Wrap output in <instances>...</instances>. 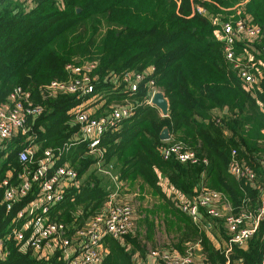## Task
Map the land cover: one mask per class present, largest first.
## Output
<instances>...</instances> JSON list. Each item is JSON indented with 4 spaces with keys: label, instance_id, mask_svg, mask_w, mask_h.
Instances as JSON below:
<instances>
[{
    "label": "trees",
    "instance_id": "16d2710c",
    "mask_svg": "<svg viewBox=\"0 0 264 264\" xmlns=\"http://www.w3.org/2000/svg\"><path fill=\"white\" fill-rule=\"evenodd\" d=\"M196 5L205 12L192 10ZM237 17L261 27L257 35L239 36L234 43L240 61L253 63L250 71L256 81L252 87L243 84L222 52L219 24ZM262 25L264 0H0V105L11 87L19 84L32 102L43 107L40 113L27 116L24 133L0 140V155H5L0 177L7 163L14 170L19 167L16 151L25 143L36 144L35 154L51 148L55 163L74 167L79 180L76 186L63 189L49 216L79 228L104 210L113 183L101 169L110 165L116 180L130 184L138 177L166 202L167 212L184 221L187 230L173 238V249L183 240L194 239L200 244V264H226L227 259L229 264H261L264 219L244 246L231 245L225 255L176 204L178 196L188 200L200 185L221 191L234 210H253L260 202L264 192ZM83 61L95 62L92 90L46 89L50 80L69 76L66 63ZM124 69L142 75L134 90L113 78ZM149 86L166 97L165 115L144 101ZM126 100L131 103L130 113L100 134L92 154L73 120L76 108L92 107L91 113L98 115ZM162 127L169 134L165 140L158 136ZM173 141L206 162H181L173 155L163 158L162 147ZM232 149L239 163L253 170L254 180L229 172ZM12 213L13 208L7 211L0 204V236ZM211 220V225L218 222V229H223L219 218ZM152 226L147 220L146 239L151 238ZM101 240L100 264H137L138 257L148 255L132 230L120 237L104 234ZM16 245L11 238L5 241L0 264H64L58 251L38 257L30 247Z\"/></svg>",
    "mask_w": 264,
    "mask_h": 264
},
{
    "label": "built area",
    "instance_id": "2783aa9c",
    "mask_svg": "<svg viewBox=\"0 0 264 264\" xmlns=\"http://www.w3.org/2000/svg\"><path fill=\"white\" fill-rule=\"evenodd\" d=\"M192 10L198 13L205 12L199 5L194 6ZM259 31L260 26L249 24L241 17L227 19L219 24L223 56L232 61L243 84L251 87L256 81L254 73L250 71L253 63L240 61L235 54L234 43L239 36L252 37ZM94 66V61L66 63L65 68L69 76L65 79L50 80L46 89L49 92H89L93 87L91 70ZM141 76L140 72L124 69L115 73L113 78L125 82L129 90H134ZM148 84H151V81H148ZM155 90L158 89L149 86L144 97L146 103L151 104L150 98ZM42 108L41 104L31 101L27 89L19 84L12 86L6 100L0 105V140L9 139L16 133H24L27 116L40 113ZM91 111L88 107L79 105L73 120L78 124L79 137L86 140L90 151H95L100 134L116 120L127 116L131 111V103L126 100L113 106L108 112L98 115H93ZM35 151V143H25L16 151L19 167L14 170L7 163L0 177V204L7 211L13 208L7 230L0 236V254L5 252V241L11 238L19 249L30 247L38 257L58 251L63 257L64 264H100L104 251L102 236L109 234L120 237L131 229V204L126 200H120L116 186L104 201V210L88 218L79 228L50 218V206L61 200L65 187L76 186L79 179L76 177L74 167L67 163H55L51 148L44 147L38 154H35ZM161 155L163 158L173 155L181 162L198 163L199 160L206 162L203 157L199 159L194 150L182 147L179 141L166 143L161 149ZM4 158L5 155L1 154L0 162ZM109 167L110 165L103 167L101 171L107 173L114 182L118 181ZM227 168L236 178L246 177L254 180L256 177L249 166L239 163L233 149L230 151ZM225 198L221 191L200 185L190 199L179 202L178 206L189 214L195 223L201 222L206 226H212L208 218H219L225 229L224 247L221 249L226 255L231 245L240 246L246 242L255 231L258 222L264 219V192L253 210H234L231 201ZM148 254L155 258L154 264L201 263L195 259L190 247L181 251L172 247L156 246L149 248ZM225 263L229 264L228 259Z\"/></svg>",
    "mask_w": 264,
    "mask_h": 264
},
{
    "label": "rangeland",
    "instance_id": "374dc122",
    "mask_svg": "<svg viewBox=\"0 0 264 264\" xmlns=\"http://www.w3.org/2000/svg\"><path fill=\"white\" fill-rule=\"evenodd\" d=\"M240 58L242 59V56H240ZM244 59H246V57H244ZM92 109L93 108L90 110ZM108 111L109 107L106 111H102V113ZM1 147L5 149V146ZM92 154H95V152ZM111 173L113 174V171H111ZM139 180L141 179L136 177L132 183H125L128 189L122 190L124 192V199L132 206V227L130 230L135 231L137 236L141 239V242L146 246L147 250L154 245H157V247L169 248L171 243L176 241L173 238L177 239L182 231L187 230L184 221L177 219L172 212H167L169 206L166 202L156 194H153V192H151V190ZM119 186L121 185L119 184ZM166 192L169 193L170 189H166ZM180 196H178L179 202L184 200L183 197ZM179 202L176 206L179 205ZM147 220L152 221L153 226L150 231L151 238L146 239ZM175 220L176 223H174ZM208 221L209 223L212 222L210 218H208ZM216 224H218V222ZM216 224L206 226V224H201V222L196 223V225L210 237L215 246L222 248L224 247V242H222V240L225 238V230L224 227L222 230H219ZM220 225L222 224L220 223ZM188 247L192 248L195 259L199 261L202 256L200 252V244L194 239L181 241L179 248L176 249L182 251Z\"/></svg>",
    "mask_w": 264,
    "mask_h": 264
},
{
    "label": "water",
    "instance_id": "95a60500",
    "mask_svg": "<svg viewBox=\"0 0 264 264\" xmlns=\"http://www.w3.org/2000/svg\"><path fill=\"white\" fill-rule=\"evenodd\" d=\"M78 9L79 8L77 7L76 10ZM262 28L264 29V25H262ZM150 102L151 104H153L155 107L158 108L161 115H165L167 113L168 102L162 91L155 90L151 95ZM158 136L160 139H163V140L167 139L169 137L167 128L162 127Z\"/></svg>",
    "mask_w": 264,
    "mask_h": 264
},
{
    "label": "crops",
    "instance_id": "0c3cea01",
    "mask_svg": "<svg viewBox=\"0 0 264 264\" xmlns=\"http://www.w3.org/2000/svg\"><path fill=\"white\" fill-rule=\"evenodd\" d=\"M87 107V106H86ZM89 109H91L92 107H88ZM213 111H216V110H213ZM98 166V164L96 163L95 164V166ZM110 179H111V181H112V183H113V188H115L116 186H118L117 187V196L119 197V198H125L124 197V192L122 191V190H126V189H128V187L125 185V183L127 184V182L126 181H113L112 180V178L110 177ZM139 179V178H138ZM140 182H141V180H139ZM119 184L121 185V186H119ZM123 185H125L124 187H122ZM122 187V188H121ZM122 195V196H121ZM226 197V196H225ZM225 199H227V198H225ZM228 201H229V199H227ZM230 202V201H229ZM215 223H217V222H215ZM222 242H223V240H222ZM244 244H245V242L244 243H242L240 246H244ZM169 247H171V246H169ZM202 256H201V259L199 260V261H201L202 262ZM136 261H137V264H154V262H156V260H155V258H153L151 255H146L145 256V258H142V257H138L137 259H136ZM236 264H239V263H236Z\"/></svg>",
    "mask_w": 264,
    "mask_h": 264
}]
</instances>
